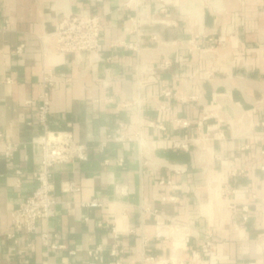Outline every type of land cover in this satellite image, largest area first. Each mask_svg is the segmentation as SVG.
<instances>
[{
	"label": "crops",
	"instance_id": "1",
	"mask_svg": "<svg viewBox=\"0 0 264 264\" xmlns=\"http://www.w3.org/2000/svg\"><path fill=\"white\" fill-rule=\"evenodd\" d=\"M167 1L0 0V264H115L116 244L125 264H264V0ZM83 9L105 26L100 52L60 54L51 38L43 58L39 38ZM44 68L58 81L49 129L90 158L54 166L55 215L28 234L10 221L37 188ZM121 134L142 141L101 147Z\"/></svg>",
	"mask_w": 264,
	"mask_h": 264
},
{
	"label": "built area",
	"instance_id": "2",
	"mask_svg": "<svg viewBox=\"0 0 264 264\" xmlns=\"http://www.w3.org/2000/svg\"><path fill=\"white\" fill-rule=\"evenodd\" d=\"M152 2H160L163 4V11L168 4L167 0H128L127 6L135 5L136 7L149 4ZM139 23V21H136ZM105 26L97 15H93L89 10L83 9L79 12H72L58 21L52 36H41L40 42L42 46V56L45 58L51 53L49 41L51 38L55 41L54 49L60 54H74L79 58L83 53L98 54L101 50V36ZM223 43L219 41L218 44ZM24 45L17 49V53H21ZM163 66L168 68L170 62H164ZM57 79L45 68L42 71V91L39 97L40 105L38 107L39 123L43 126L42 132L33 139L32 144L41 148V168L35 173L37 188L33 194L28 197L22 205L11 212L10 226L17 232H26L33 234L38 229V222L41 219L48 220L55 215L56 200L52 198L54 192L53 168L60 164H69L76 160L88 161L90 158L89 149L85 144L76 142L74 134L71 131L54 132L49 129V115L51 107L50 90L57 86ZM166 92L165 95H170ZM28 103H31L30 101ZM182 127L187 128L190 124L185 120H177ZM202 125V122L199 124ZM264 127V121L260 124ZM124 127V126H122ZM210 138L215 136V131H209ZM216 137V136H215ZM131 140L142 141L140 136L128 138L126 135L119 136L108 135L107 139L101 147H105L108 142H126ZM172 148L176 150H188L189 142L185 139H172ZM17 145L11 142L5 143V157L12 160ZM106 160V163H109ZM118 164H122L123 160H116ZM161 183H164L163 181ZM70 191H78L74 184H67ZM115 193L120 196L128 195V188L125 185L117 184L114 186ZM91 206H100L98 201H93ZM245 213L248 212L244 208ZM247 216H244V221ZM116 232V230H114ZM157 235H161L160 232ZM208 240L203 244V249L210 252L213 248V240L208 236ZM43 243L50 245V234L48 232L41 234ZM51 247H59L50 245ZM102 247L89 250L88 254L95 261H103ZM123 249L116 244L110 251L111 256L115 258V264H125L122 255ZM195 257V256H194Z\"/></svg>",
	"mask_w": 264,
	"mask_h": 264
}]
</instances>
